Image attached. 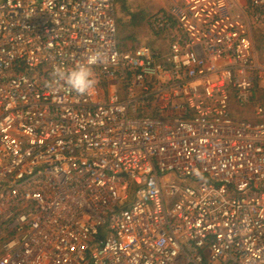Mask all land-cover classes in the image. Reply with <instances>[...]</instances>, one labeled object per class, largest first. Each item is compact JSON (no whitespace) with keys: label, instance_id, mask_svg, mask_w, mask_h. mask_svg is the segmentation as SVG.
<instances>
[{"label":"built area","instance_id":"1","mask_svg":"<svg viewBox=\"0 0 264 264\" xmlns=\"http://www.w3.org/2000/svg\"><path fill=\"white\" fill-rule=\"evenodd\" d=\"M146 26L120 47L116 0H0V264H264V0ZM78 65L89 94L49 87Z\"/></svg>","mask_w":264,"mask_h":264},{"label":"rangeland","instance_id":"2","mask_svg":"<svg viewBox=\"0 0 264 264\" xmlns=\"http://www.w3.org/2000/svg\"><path fill=\"white\" fill-rule=\"evenodd\" d=\"M165 0H124L116 2V22L117 33H120L122 26H126V30L121 35L129 34L132 32L135 41H127V46H133L134 44L149 43L147 35L145 34L146 25L142 22L138 27L131 23L132 13H137L139 10H144L147 13H151L157 10ZM124 4V6H123ZM124 33V34H123Z\"/></svg>","mask_w":264,"mask_h":264},{"label":"clouds","instance_id":"3","mask_svg":"<svg viewBox=\"0 0 264 264\" xmlns=\"http://www.w3.org/2000/svg\"><path fill=\"white\" fill-rule=\"evenodd\" d=\"M95 62V56L88 58L87 63L89 65ZM61 83L67 85L78 95H86L95 88L97 80L86 65H78L71 71H65L61 67H55L53 70V81L49 84V87L59 86Z\"/></svg>","mask_w":264,"mask_h":264},{"label":"trees","instance_id":"4","mask_svg":"<svg viewBox=\"0 0 264 264\" xmlns=\"http://www.w3.org/2000/svg\"><path fill=\"white\" fill-rule=\"evenodd\" d=\"M119 1L124 3V0H116V2H119ZM123 6H124V4H123ZM149 14L150 13H147L144 10H139L137 13H132L131 14V16H132L131 23L138 27L139 25L142 24V22H146V19L149 16ZM121 28L122 29H120V33H118V35H117L118 44L120 47H126L127 41L133 42V41H135V38H134V35L132 34V32H130L129 34L121 35V33L127 29L125 25L122 26ZM134 45H136V44H134Z\"/></svg>","mask_w":264,"mask_h":264},{"label":"crops","instance_id":"5","mask_svg":"<svg viewBox=\"0 0 264 264\" xmlns=\"http://www.w3.org/2000/svg\"><path fill=\"white\" fill-rule=\"evenodd\" d=\"M145 25H146V22H145ZM145 34L148 36V37H147V40H148V41L150 40V42H151L153 38H152L151 33L149 32L147 26H146Z\"/></svg>","mask_w":264,"mask_h":264}]
</instances>
